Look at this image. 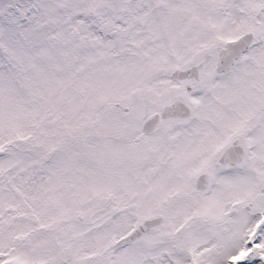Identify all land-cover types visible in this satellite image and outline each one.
<instances>
[{
    "label": "snow or ice",
    "instance_id": "1",
    "mask_svg": "<svg viewBox=\"0 0 264 264\" xmlns=\"http://www.w3.org/2000/svg\"><path fill=\"white\" fill-rule=\"evenodd\" d=\"M0 264H264V0H0Z\"/></svg>",
    "mask_w": 264,
    "mask_h": 264
}]
</instances>
